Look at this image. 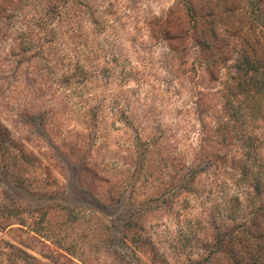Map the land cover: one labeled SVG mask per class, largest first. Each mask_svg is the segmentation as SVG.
I'll return each mask as SVG.
<instances>
[{
	"label": "rangeland",
	"instance_id": "obj_1",
	"mask_svg": "<svg viewBox=\"0 0 264 264\" xmlns=\"http://www.w3.org/2000/svg\"><path fill=\"white\" fill-rule=\"evenodd\" d=\"M0 264H264V0H0Z\"/></svg>",
	"mask_w": 264,
	"mask_h": 264
}]
</instances>
